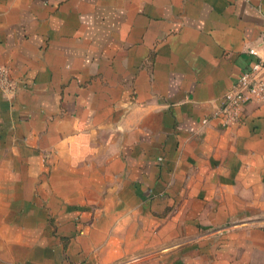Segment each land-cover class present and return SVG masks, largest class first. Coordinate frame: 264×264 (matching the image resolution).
Listing matches in <instances>:
<instances>
[{
  "label": "crops",
  "instance_id": "1",
  "mask_svg": "<svg viewBox=\"0 0 264 264\" xmlns=\"http://www.w3.org/2000/svg\"><path fill=\"white\" fill-rule=\"evenodd\" d=\"M263 34L264 0H0V264H264V101L214 115Z\"/></svg>",
  "mask_w": 264,
  "mask_h": 264
},
{
  "label": "built area",
  "instance_id": "2",
  "mask_svg": "<svg viewBox=\"0 0 264 264\" xmlns=\"http://www.w3.org/2000/svg\"><path fill=\"white\" fill-rule=\"evenodd\" d=\"M261 45L264 48V34ZM247 53L256 56V61L243 70L232 86L221 96L214 115L218 118L222 127L230 126L239 120L243 103L250 99L264 101V49L258 54L254 49L249 48ZM15 85L9 70L6 66L0 65V92L9 94L14 92ZM131 261L137 262L140 257H133Z\"/></svg>",
  "mask_w": 264,
  "mask_h": 264
},
{
  "label": "water",
  "instance_id": "3",
  "mask_svg": "<svg viewBox=\"0 0 264 264\" xmlns=\"http://www.w3.org/2000/svg\"><path fill=\"white\" fill-rule=\"evenodd\" d=\"M262 65H264V58H263V60H262Z\"/></svg>",
  "mask_w": 264,
  "mask_h": 264
}]
</instances>
